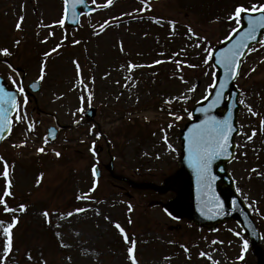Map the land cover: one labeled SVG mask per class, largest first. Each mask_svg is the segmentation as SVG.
Wrapping results in <instances>:
<instances>
[{"label":"rangeland","instance_id":"rangeland-1","mask_svg":"<svg viewBox=\"0 0 264 264\" xmlns=\"http://www.w3.org/2000/svg\"><path fill=\"white\" fill-rule=\"evenodd\" d=\"M201 1L204 5L195 7L198 0H113L108 7H100L107 0H96L95 4L87 0L96 7L95 13L81 18L76 29H67L57 23L63 17V0H0V49L8 48L12 53L0 55V76L16 91L13 79L18 85L23 78L25 85L39 78L41 66H45L41 90L34 100L24 106L23 98L18 96L26 118L16 123L15 112L12 134L0 146V156L9 164L12 181L13 195L5 199L13 208L27 205L25 212L15 214L21 221L13 229L15 248L6 264H39L41 254L47 264H131L127 254L130 244L121 243L123 238L114 227L117 222L129 239L136 241L138 264H255L249 240L235 223L205 231L184 221L175 222L159 207L170 194L138 192L114 181L105 170L109 164L107 144L117 176L160 184L174 172L180 150L179 129L189 120L191 107L202 100L215 71L203 64L204 49L216 47L236 27L227 19L235 5L250 6L264 0ZM121 15L144 19L138 24L113 25L100 31L105 21H122ZM21 16L24 19L17 29ZM169 21H175L174 31ZM189 26L199 36L207 37L201 47H195L197 40L189 38ZM67 36L74 46L60 45ZM50 38L54 40L51 43ZM74 41L80 45L77 47ZM58 46L59 50L45 57L44 50ZM255 47L258 50L243 61L240 79L235 83L241 92L239 101L244 104L238 114L236 153L227 168L245 204L249 207L255 202L251 216L264 251V176L251 171L255 168L264 173V130L259 123L264 120V48ZM136 57L141 60L136 61ZM126 60L139 67L129 71ZM158 60L162 63L155 64ZM5 61L16 66L18 72ZM176 61L182 62L179 68ZM253 67L255 71H251ZM74 74L79 75L75 80ZM193 86L196 91H188ZM81 96L85 98L83 105ZM166 100L172 102L166 104ZM246 105L257 115H252ZM90 107L94 108L92 120L85 117ZM30 122H35L31 132L27 131ZM56 124L59 128L55 140L45 145L46 129ZM121 127H126L122 128L124 134L118 131ZM253 129L257 134L249 141ZM22 141H26L23 147H13ZM93 142L95 148H103L102 152L95 151L94 155L90 151ZM41 147L44 153L37 151ZM55 152L61 155L57 157ZM94 165L101 169L98 180L91 174ZM41 173L43 179L37 185ZM94 180L95 199H76L90 196ZM4 187L5 179L0 175V196ZM76 208L87 211L66 215ZM2 209L0 220L9 222L13 214H4ZM45 210L53 213L51 226L44 221ZM177 224L178 230H169ZM245 240L248 247L242 253ZM61 242L66 247H61ZM2 243L0 234V255ZM201 252L207 256L202 257ZM28 253L33 260L27 259Z\"/></svg>","mask_w":264,"mask_h":264},{"label":"snow or ice","instance_id":"snow-or-ice-1","mask_svg":"<svg viewBox=\"0 0 264 264\" xmlns=\"http://www.w3.org/2000/svg\"><path fill=\"white\" fill-rule=\"evenodd\" d=\"M85 0H64V15L63 17L57 22L61 26H63L66 22V19L68 17L69 12L73 16L77 15L76 13V6L79 4H83ZM142 3L145 2V0H141ZM93 3H96V0H93ZM113 3V0H107V3L100 5V7H108ZM24 17L21 16L19 21L16 24V28L20 29L21 24L23 22ZM229 22H234L236 27L231 28L228 35L225 37V40L232 41L229 46L224 47L220 49L218 52L215 51L211 47H207L204 49L205 56L203 59V64L206 66H211L213 68H216L217 66L219 68H222L224 70V79L219 80L217 77V74L215 71L212 72V83L208 86L205 94L202 97L203 101H210L207 105V107H202L199 109L200 112L205 114V118L199 123L194 125L192 128L189 129V135L186 137L188 141V159L190 166L194 169L197 179L199 182H203L209 185L210 182L214 177L211 176V165L212 162L219 156L225 154L228 152L230 147V137L233 132V125L231 122V111H229L228 116L224 117L223 119H218L217 117L213 115H209V113L217 108L221 103L224 102L225 96V89L227 84L231 79L238 78L240 75L239 68L241 63L243 62V58L247 53H250L252 51L258 50L255 46L251 45V42L255 41L260 47L264 48V39L257 40V35L261 34L264 35V33H261V30L264 29V3H253L250 6H246L243 4H237L234 6V10L228 15L227 17ZM246 21V26H245ZM159 22V21H157ZM172 28L173 31L175 30V21H169L168 22ZM108 24V21H105L104 25H100V31H103L105 26ZM96 35H99V32L95 33ZM188 34L189 38H195L197 40V43L195 44V47L199 48L202 46V42L207 40V37L199 36L191 26L188 27ZM233 36H235V39H233ZM19 41H16V44L19 45ZM74 43H79V41H74ZM59 47V46H58ZM121 50L123 48L121 47ZM53 52L56 51V49L52 50ZM0 55H3L5 57L12 55V53L9 51L8 48L0 49ZM45 57L49 56L50 53H45ZM214 58V62H213ZM210 62H213L210 64ZM155 64L162 63V61H154ZM177 67H180V64L182 62L176 61ZM8 67H12L11 64L8 65ZM77 73L79 74L80 66L77 63ZM129 71L134 69L135 67H139L138 65H132L129 64ZM189 67H195L194 65H189ZM251 71H255V68L253 67ZM45 74V66L42 65L40 69V76L39 80L44 79ZM208 73H205L207 75ZM180 79L183 81V77H180ZM83 81L81 80V83ZM12 84L16 86V93H13L11 91H6L3 85H0V141H3L6 136L5 133L8 134L11 133L12 119L9 118V113L11 110H16V116H15V122L19 123L22 120L26 118V113L22 112V108L20 103L17 100V93L24 94L25 89L22 84L17 85V82L13 79ZM35 84L32 85L33 88H35ZM86 87V86H85ZM190 92L196 91V86H193L188 89ZM183 99H187L186 96L182 97ZM81 104L83 105L84 102V96L80 97ZM91 94L88 95V101L91 102ZM171 100H166V104H170ZM28 103L27 96H24L23 99V105L26 106ZM239 103L244 104V101L241 100ZM248 108V111L252 115H257V113L251 108L250 105H246ZM80 111H83V107H81ZM169 115H173V113H169ZM176 119H181V117L176 116ZM169 127H172L170 124ZM261 127L262 130H264V120L261 121ZM35 130V122H30L28 124L27 131L31 132ZM257 134L256 130L253 129L252 135L248 136L247 139L250 141L255 135ZM49 136L52 135L51 130L49 131V135L45 136L44 138V144L46 145L49 142ZM165 142H167V136L164 137ZM26 144V141H22L18 145H13V147H23ZM171 148V145H169ZM38 152L44 153L45 148L41 147L37 149ZM90 151L93 152L95 155V142H93V148L90 149ZM55 155L59 157L61 155L60 152H55ZM0 161H3V172L0 173V175L3 176L5 179V187L3 190V195L0 196V206H3V212L4 213H12L11 221L6 222L4 220H0V234H2V255H0V264H6L7 260L10 257V254L13 252L14 249V235H13V229L18 224L19 218L17 215H15L16 212H25L27 210V205L20 204L18 207L13 208L10 207L7 203L6 197H10L13 195L11 188H12V181L9 178V164L7 161L3 160V157L0 156ZM252 172H255L259 176H264V173L258 172L257 169H252ZM96 167L93 166L92 168V174L93 177L96 176ZM43 179V173L40 174V177L37 179V185L40 184L41 180ZM96 188V181L93 182V187L90 189V192L95 191ZM240 189L237 188V192H239ZM90 198L89 194H84L83 196H77L76 199H85ZM214 202H216L217 207H223L222 204L218 203V197L214 198ZM233 207L236 206L237 201H232ZM255 204V202H252V204L249 205L251 208ZM132 210V206L129 205V211ZM87 211L85 208H76L74 211L68 212L66 215L68 217L74 216L76 214L82 213ZM44 217V221L49 226L52 225V220L50 219V216L53 215V213H50L48 210L43 211L42 213ZM61 218H64V214L60 213ZM108 219V217H106ZM131 223V221H129ZM59 225H57L58 227ZM114 227L119 231L121 236L123 237V240L125 244H130V246L127 248V254L128 259L131 261V264H138L135 256V249H136V241L134 239L130 240L128 234L125 232V230L121 227V225L117 222L114 224ZM239 235V233H236ZM57 237L60 236L59 233H56ZM213 243H217V241H213ZM61 247H66L61 242ZM183 247V246H182ZM248 247V241L245 240L243 243V249L246 250ZM187 251V249H186ZM200 255L202 257L207 256V253L201 252ZM240 259H243V254ZM28 260H33L34 257L31 255V253H28L27 255ZM167 259V258H166ZM209 260H212L210 256H208ZM39 264H47V261L43 259V255L41 254V260ZM212 264H219L217 261H212Z\"/></svg>","mask_w":264,"mask_h":264},{"label":"water","instance_id":"water-1","mask_svg":"<svg viewBox=\"0 0 264 264\" xmlns=\"http://www.w3.org/2000/svg\"><path fill=\"white\" fill-rule=\"evenodd\" d=\"M263 30L264 29L261 30V33ZM260 35L261 34L257 35V40H259ZM233 39H235V36H233ZM231 42L232 41H228L222 44L216 51L218 52L220 49L229 46ZM255 43L256 42L253 41L251 42V45ZM224 75V70L218 67V79L223 80ZM234 80L235 79H231L226 86L224 96H227V100L224 99L223 103L209 113V115H213L218 119H223L228 116L229 111H231V122L234 129L230 137V147L228 152L217 157L212 162L211 176L214 177V179L211 180L210 187L208 184L198 181L194 169L190 166L188 159V141L186 139L189 135V129L194 125L199 124L205 118V114L200 112L199 109L207 107L210 101H204L200 105L194 107L192 111L194 121L187 125L179 138L182 142L181 154L178 161V170L174 175L166 179L161 186L139 184L122 178H114L128 183L133 188L152 190L158 194H164L169 191L174 192L176 197L167 202V204L163 205V208L170 215L178 219L186 218L190 223L199 227L211 230L215 229V227L221 222L228 220L236 221L251 239L253 254L257 258L256 264H264V257L258 246L259 235L255 225L251 220L247 207L236 195L231 179L225 170V164L232 159L234 153L233 139L238 133L236 128V114L240 109V106L237 104L239 93L232 86V82ZM220 109L222 110V113L218 112ZM13 111L14 109L9 113V118ZM7 135L8 133L6 132L5 136ZM108 168L111 172V164ZM96 176H98V171L96 172ZM217 197L218 203L222 204L223 207L216 206L214 198ZM233 200L237 201L235 207H233L232 204Z\"/></svg>","mask_w":264,"mask_h":264},{"label":"trees","instance_id":"trees-1","mask_svg":"<svg viewBox=\"0 0 264 264\" xmlns=\"http://www.w3.org/2000/svg\"><path fill=\"white\" fill-rule=\"evenodd\" d=\"M37 238H39V237H37ZM33 239H34V240H36V237H35V238H33ZM38 242H39V243H38ZM38 242H36V243H37V244H40V242H41V241H38Z\"/></svg>","mask_w":264,"mask_h":264}]
</instances>
